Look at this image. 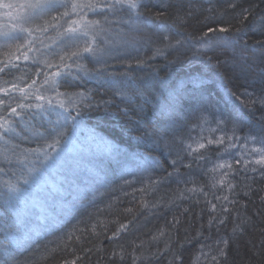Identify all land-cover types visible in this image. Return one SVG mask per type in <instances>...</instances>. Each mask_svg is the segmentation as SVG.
<instances>
[{
	"label": "trees",
	"instance_id": "1",
	"mask_svg": "<svg viewBox=\"0 0 264 264\" xmlns=\"http://www.w3.org/2000/svg\"><path fill=\"white\" fill-rule=\"evenodd\" d=\"M144 2L147 8L145 16L141 18V38L118 47L114 52L116 59L111 61L114 65L111 70L127 71V83L132 85L133 90L143 92V95H137L132 104L122 103L116 97L108 112L101 109L86 114L79 130L90 132L96 137L94 148L97 152L88 156L83 154L74 160H71V156L64 167L47 172L45 175L51 182L40 184L39 191L30 192L28 212L23 223H17V211L21 205L16 201L9 202L0 188V244L5 242L6 227L31 236L32 247L15 254L19 264H63L65 259L72 257L73 249L82 257L77 260V264H133V251L140 257L137 264H169L170 260L172 264H193L200 253L201 244L215 246L221 237L228 238L229 244L227 259L221 258L220 264H264V201L261 199L264 197V177L259 172H238L228 177L236 185L231 192L220 185L212 188L206 171L211 167V161L217 159L216 150L213 149L210 161L194 162L192 169L181 167L178 177L167 176L173 168L165 162L162 169L157 168L151 172L154 179L166 177L163 183L156 186L155 191H133L144 187L147 182V174L138 167L139 160L145 157H155L162 161L167 159L162 154L163 149L145 151V147L138 145L135 137L142 135L145 130L159 129L163 134L166 121L162 116V107L174 86L183 82L189 93L203 95L213 101L224 96L225 90L229 93L247 90L262 94L264 45L257 41H264V29L261 28L264 24V0H239L245 7L258 5L254 15L243 26L236 25L241 27L240 33L217 31L209 33L203 40V33L210 27L218 29L220 26L236 24L235 13L238 9L228 8L231 0ZM158 12L162 15H155ZM177 16L184 17L185 22L177 24ZM149 20L151 23H147ZM165 34L185 40L184 47L169 50L167 57L151 59L154 48ZM113 36L120 39L115 33ZM225 36L233 37L230 47L225 46L222 39ZM198 49L201 50L199 54ZM137 59L146 63L137 66ZM125 61H130L132 66L129 68ZM193 78L205 82L202 89L192 91L190 81ZM81 88L91 89L97 100L112 97L111 89L95 81H85ZM232 102L240 116L238 134L244 137L258 133L261 126L258 119L261 115L259 105L255 106L256 111L253 112L235 100V97ZM218 107L225 111L222 105ZM123 108L128 109L127 114L122 111ZM227 111H232L231 105ZM199 116V112L185 105L177 119L186 124H195ZM231 127L228 124L225 131L231 133ZM183 131L186 132L187 128ZM102 141L110 142L119 151H107ZM2 166L7 175L0 174V181L14 178V166L11 170L7 165ZM233 167L240 166L234 164ZM189 175L196 180L197 185L204 186L207 195H193L184 191L186 187H192L187 183ZM126 181L133 183L129 185ZM52 183L61 191L56 192L51 188ZM245 185H249L250 189ZM245 191L249 192L247 196L243 194ZM181 192L185 197L183 199L179 198ZM217 196L220 199H216ZM224 196L237 203L229 204L228 212L220 213V206L227 203ZM141 199L148 207L143 206ZM206 201L217 205L216 212L210 210ZM109 204L112 206L109 207ZM129 208L131 212L126 211ZM236 213L240 214L239 217ZM221 215L226 219L223 224H218ZM210 217H215L211 228L208 224ZM174 218L180 221L175 227ZM130 220L131 223H128ZM241 221H244L243 233L233 235L232 228ZM118 223H128L127 231L120 234L118 241L109 239ZM92 224L97 225L96 233L91 231ZM161 229L165 232L164 236L153 241L152 236ZM73 230L80 237L79 241L73 238L65 244L67 234ZM197 231L203 233L199 239L194 238ZM166 241L170 249L165 252ZM180 244H183L182 248ZM48 245L51 246L46 247ZM120 245L124 249L123 259L119 255ZM157 249L163 255H153ZM114 250L117 251L115 257L112 255ZM204 250L208 251L207 248ZM173 253L182 259L177 262ZM3 258V253H0V260ZM201 264L215 262L202 257Z\"/></svg>",
	"mask_w": 264,
	"mask_h": 264
},
{
	"label": "snow or ice",
	"instance_id": "2",
	"mask_svg": "<svg viewBox=\"0 0 264 264\" xmlns=\"http://www.w3.org/2000/svg\"><path fill=\"white\" fill-rule=\"evenodd\" d=\"M256 7L258 5L245 7L239 0H231L228 8L238 9L235 13L236 24L220 26L218 29L210 27L201 39L217 31L240 33L241 27L236 25L243 26L254 15ZM146 8L144 0H0V9L7 10L2 13L6 20L0 22V174L7 175L2 165H7L10 170L14 166V178L0 181V188L9 202L16 201L21 205L17 211L18 224L23 223L27 215L30 192L41 190L40 184L45 174L69 163L68 157L73 152L74 137L86 114L101 109L108 112L116 97L120 98L122 103L132 104L135 103L137 95H143V92L133 90L132 85L127 83V71L111 70L114 68L111 61L116 59L114 52L118 47L141 38V18L145 16ZM175 22L183 24L185 19L177 16ZM261 28L264 29V24ZM113 33L120 39L114 38ZM222 39L225 46H231L233 37L225 36ZM185 43V40L165 34L160 38V43L154 48L150 58L167 57L169 50H179ZM257 43L264 45V41ZM200 51L198 49L197 53ZM204 51H207V47ZM125 63L129 68L132 66L130 61ZM144 63L146 62L143 60H136L137 66ZM85 81L106 85L111 89L112 97L97 100L91 89L81 88ZM190 83L192 91L195 92L202 89L205 82L193 78ZM233 97L249 111L255 112V106L259 105L261 115L258 119L261 126L255 135L241 137L238 134L240 116L232 102ZM185 105L200 113L195 124H186L177 119ZM218 105H222L225 111H221ZM229 105L232 108L230 112L227 111ZM122 111L127 114L128 109L123 108ZM162 116L166 121L163 134L159 129L145 130L135 139L138 145L145 147V151L163 149L162 154L167 159L162 161L155 157H145L139 160L138 167L147 174V182L144 187L133 191H155L156 186L163 183L166 177L154 179L151 172L157 168L162 169L165 162L173 168L167 176L178 177L181 167L192 169L194 162L210 161L213 149L216 150L217 159L211 161V167L206 171L212 188L220 185L231 192L236 185L227 178L235 176L238 172H259V175L264 177V90L260 95L247 90L240 93H229L225 90L224 96L213 101L206 96L189 93L181 82L174 86L169 94L162 107ZM213 121L215 128L210 127ZM228 124L232 125L230 134L225 131ZM184 128H187L186 132L183 131ZM217 129L220 132L215 136L204 134L205 131L216 133ZM102 143L109 152L119 151L108 141ZM33 144L34 147L26 146ZM232 149L237 150L232 158L225 157L224 154ZM234 164L240 167L234 168ZM126 183L131 185L133 181ZM187 183L192 187H186L184 191L193 195L204 193V186L197 185L191 175ZM245 187L250 189L249 185ZM53 188L56 192L61 191L55 186ZM243 194L247 196L249 192L245 191ZM179 198H185L183 192ZM216 199L220 197L217 196ZM223 199L227 203L220 206V213L228 212V205L237 203L235 200H229L228 196ZM261 199L264 201V197ZM206 202L210 205V210L216 212L217 205L211 201ZM141 203L148 207L143 199ZM111 206L109 204V207ZM126 211L131 212L132 209ZM236 215L239 217L240 214ZM213 219L215 217L209 219V228ZM225 219L226 217L221 215L217 223L223 224ZM179 222L178 218H174L173 227ZM128 223H131V220ZM128 223H118L109 239L118 241L120 234L127 231ZM243 224L244 221H241L234 225L233 235L237 232L243 233ZM96 229L97 225L92 224L91 231L96 233ZM75 231L67 234L65 244L73 238L79 241L80 237L75 235ZM164 234L161 229L152 236V240L157 241ZM202 235L201 231H197L194 238L199 239ZM4 236L5 242L0 244V253H3L4 258L0 260V264H19L15 254L32 247L30 234H21L19 230L12 231L6 227ZM185 239L189 238L186 236ZM228 244L229 239L226 237L216 241L215 246L201 244L200 253L195 257L193 264H201L202 257L220 264L221 258L227 259ZM179 247L182 248L183 244ZM205 248L208 251H205ZM169 249L170 244L166 241L163 251ZM72 252V257L65 259L63 264H77V260L82 258L76 254L75 249ZM157 254L163 255V252L157 249L153 255ZM112 255L115 257L117 251L114 250ZM119 255L121 259L124 258L122 245L119 246ZM173 256L177 262L182 259L176 253H173ZM132 258L133 264H137L140 259L134 251ZM169 264H172L171 260Z\"/></svg>",
	"mask_w": 264,
	"mask_h": 264
},
{
	"label": "rangeland",
	"instance_id": "3",
	"mask_svg": "<svg viewBox=\"0 0 264 264\" xmlns=\"http://www.w3.org/2000/svg\"><path fill=\"white\" fill-rule=\"evenodd\" d=\"M5 11H7V10L6 9H0V22H3L4 20H6V17L2 16V13ZM205 115H207V114H205ZM209 119L211 120V117H209ZM210 127H212V128L216 127V124L214 121L210 124ZM219 132H220V130L217 129L216 133H210L208 131H205L204 134L215 136V135L219 134ZM226 132H227V130H226ZM95 138L96 137L93 134H90V132H84V131L78 130V132H77V134L73 140V152L71 153V155L68 158H70L72 156L71 160H74L76 158L79 159L83 154H85L87 156L89 154L94 155L97 152V150L94 148V144L96 142ZM236 151H237L236 149H232L231 152H229L225 155V157L231 159L233 154ZM236 158H239V157H236ZM79 165H81V164H79ZM49 179L50 178L45 175V177H43V179L41 180V184H47V182L50 183L51 179L50 180ZM53 186H55V185H53V183H52L51 188H53Z\"/></svg>",
	"mask_w": 264,
	"mask_h": 264
},
{
	"label": "bare ground",
	"instance_id": "4",
	"mask_svg": "<svg viewBox=\"0 0 264 264\" xmlns=\"http://www.w3.org/2000/svg\"><path fill=\"white\" fill-rule=\"evenodd\" d=\"M51 245H48V246H46V247H50ZM46 249V248H45Z\"/></svg>",
	"mask_w": 264,
	"mask_h": 264
}]
</instances>
